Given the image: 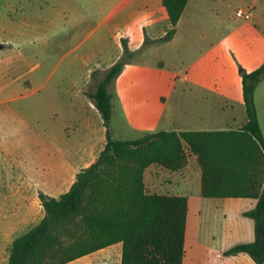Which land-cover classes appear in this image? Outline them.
Returning <instances> with one entry per match:
<instances>
[{
	"label": "crops",
	"instance_id": "crops-1",
	"mask_svg": "<svg viewBox=\"0 0 264 264\" xmlns=\"http://www.w3.org/2000/svg\"><path fill=\"white\" fill-rule=\"evenodd\" d=\"M124 1L119 0L113 9L118 10ZM107 7L97 2L91 6V13L99 15L101 9ZM244 9H251V19L240 18L235 11V20L241 19L239 23L226 31L213 32L206 26H203L205 30L201 29L203 12L189 0L176 25L175 34L166 41L161 38L171 28V22L162 0H140L138 4H129L119 11L112 22V33L116 44L121 43V47L113 55L111 65L123 53V38L128 39L130 48L137 52L147 45L162 44L159 55L153 59L133 58L112 84V137L128 140L160 130H214L238 128L245 124L247 113L239 67L251 71L264 62V0H248ZM204 13L206 17L212 15L206 11ZM134 28L139 32L137 45H132L130 35ZM0 38H4L1 31ZM175 55L185 58L190 78L174 79L171 64ZM178 91L183 95L174 101ZM188 91L196 95L188 97ZM214 97L216 105L213 106ZM204 98H212V101H204ZM254 98L264 133V79L257 86ZM90 100L91 107L98 111ZM204 102L212 105L208 108V114H213L215 109L221 115V118H216L220 119L218 122L202 120L204 111L197 105ZM223 104L232 105L233 112L230 113ZM235 105L239 111L235 110ZM188 113L192 114L191 118H188ZM4 134L8 135L0 131V264L8 263L14 238L26 233L44 218L45 208L40 192L52 197L67 192L77 173L93 163L102 150L93 154L91 147L86 154L83 144L75 148H70L68 144L63 149L53 148L50 144L38 151L39 155H31V160H26L22 156L27 155L19 152L12 135L3 140ZM144 179L150 192L188 198L184 264H215L213 256L217 258V264H238L240 257L244 264L246 253L225 255V252L238 243L254 240V220H248L250 217L245 216L244 212L256 206V199L203 197L201 168L192 154L188 165L181 170L150 165L145 170ZM227 209L247 218L243 221V228L235 229L233 241L223 240L226 232H221L219 237L210 229H206L203 238L200 232L196 234V223L202 211L206 214L221 211L223 222L228 218ZM111 251L112 259L110 254L106 258L105 255ZM121 256L122 243H117L66 264H121Z\"/></svg>",
	"mask_w": 264,
	"mask_h": 264
},
{
	"label": "trees",
	"instance_id": "trees-1",
	"mask_svg": "<svg viewBox=\"0 0 264 264\" xmlns=\"http://www.w3.org/2000/svg\"><path fill=\"white\" fill-rule=\"evenodd\" d=\"M189 0H162L170 39ZM148 42L146 38L145 43ZM121 57L106 70L92 72L96 89L88 92L100 112L106 142L96 160L81 169L59 197L40 192L44 218L16 236L7 264H66L122 243L121 264H184L188 198L150 192L144 173L152 164L177 171L195 155L205 198L248 197L256 206L244 212L254 220L255 238L229 248L225 255L248 254L264 264V133L255 90L264 79L263 64L241 68L247 121L238 128L160 130L136 139L112 137L111 84L136 55L122 39Z\"/></svg>",
	"mask_w": 264,
	"mask_h": 264
},
{
	"label": "rangeland",
	"instance_id": "rangeland-1",
	"mask_svg": "<svg viewBox=\"0 0 264 264\" xmlns=\"http://www.w3.org/2000/svg\"><path fill=\"white\" fill-rule=\"evenodd\" d=\"M118 1L0 0V31L4 36L0 38L4 45L0 49V131L8 134L2 135L3 140L12 135L19 152L27 155H21L24 159L31 160V155H39L38 151L50 144L61 149L68 144L70 148L83 144L86 154L91 147L93 154L103 148L106 140L103 119L100 112L91 107L88 96V92L96 89L92 72L111 66L113 55L121 47V43L115 42L112 22L127 5L140 2L125 0L115 10ZM192 1L203 12V24H198V20V26L203 30L206 26L213 32L226 31L239 23L241 19L235 20L234 12L248 3V0ZM97 2L109 7L93 15L91 6ZM204 11L212 15L206 17ZM130 35L132 45H137L139 32L134 28ZM161 44L147 45L141 52L135 50L133 58L153 59L159 55ZM174 59L171 64L174 79L190 78L183 55H175ZM109 89L112 93V84ZM179 95L183 93L176 92L173 100ZM194 95L195 92L188 91V97ZM213 99L214 106L215 97ZM204 101L210 102L212 98H204ZM199 105L204 111V122L220 120L216 119L221 115L215 109L213 114H208L212 105L205 102ZM223 105L233 112L232 105ZM235 110L239 111L236 105ZM187 115L191 118L192 114ZM227 212L228 218L222 222L221 211L218 214L202 211L196 223V234L200 232L203 238L206 229H210L219 237L221 232H226L223 240L233 241L235 229L243 228L247 218L229 209ZM248 220L253 222L251 218ZM108 255L112 259V251L105 255L106 258ZM245 256L244 264H255L249 255ZM212 260L217 264L215 256ZM242 260L240 257L238 264H242Z\"/></svg>",
	"mask_w": 264,
	"mask_h": 264
},
{
	"label": "built area",
	"instance_id": "built-area-1",
	"mask_svg": "<svg viewBox=\"0 0 264 264\" xmlns=\"http://www.w3.org/2000/svg\"><path fill=\"white\" fill-rule=\"evenodd\" d=\"M236 16H238L240 18L251 19L252 18V11H251V9L238 8L236 10Z\"/></svg>",
	"mask_w": 264,
	"mask_h": 264
},
{
	"label": "water",
	"instance_id": "water-1",
	"mask_svg": "<svg viewBox=\"0 0 264 264\" xmlns=\"http://www.w3.org/2000/svg\"><path fill=\"white\" fill-rule=\"evenodd\" d=\"M3 47H4V45L2 43H0V49L3 48Z\"/></svg>",
	"mask_w": 264,
	"mask_h": 264
}]
</instances>
